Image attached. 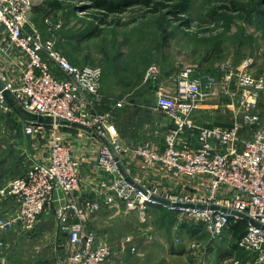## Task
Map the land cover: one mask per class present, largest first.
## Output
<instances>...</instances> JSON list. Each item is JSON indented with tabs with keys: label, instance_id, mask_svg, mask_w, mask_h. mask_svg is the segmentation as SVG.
Masks as SVG:
<instances>
[{
	"label": "built area",
	"instance_id": "2783aa9c",
	"mask_svg": "<svg viewBox=\"0 0 264 264\" xmlns=\"http://www.w3.org/2000/svg\"><path fill=\"white\" fill-rule=\"evenodd\" d=\"M33 5L34 0H0V35L6 42H0V56L8 57L10 48L16 49L17 55L8 59L11 72L7 75L0 63V108L11 111L3 95L7 90L22 110L50 117L52 123L27 120L23 125L26 135L43 138L38 150L42 153L33 154L22 173L0 186V202L10 205L0 214V231L17 227L32 231L44 214L53 217L66 236L58 264H106L112 256L111 246L94 229H88L87 222L101 209L121 207L125 212H136L146 224L149 206L159 203L155 198H162L178 204L166 206L178 214V221L203 227L210 239H218L231 221L242 219L223 208L255 221L258 225L243 219L247 227L234 243L264 261V118L252 112L255 94L264 92V75H255L245 66L235 69L225 65L221 82L229 86L234 81L242 89L235 108L242 114L229 126H204L195 122L194 114L206 104L205 89L214 80L208 76L202 82L192 75V65H186L173 86L157 82L154 90L156 109L172 123L164 135L163 148L149 141L125 145L112 112L96 107L100 67L73 64L51 39H44L40 31L29 26ZM44 24L51 31L60 27L48 17ZM160 75V68L151 65L146 78L156 81ZM125 103L122 98L114 105ZM61 120L91 131L92 176H108L93 190V199L80 197L82 159L61 132ZM192 133L194 146L189 142ZM129 152L151 168L153 175L159 172L174 181L182 180L180 191L172 193L155 181L131 178L126 164ZM199 247L197 238L187 242L188 251Z\"/></svg>",
	"mask_w": 264,
	"mask_h": 264
},
{
	"label": "rangeland",
	"instance_id": "374dc122",
	"mask_svg": "<svg viewBox=\"0 0 264 264\" xmlns=\"http://www.w3.org/2000/svg\"><path fill=\"white\" fill-rule=\"evenodd\" d=\"M47 17L60 27L49 30L44 24ZM29 26L40 31L44 39H51L73 64L100 67L101 90L96 107L112 112L120 137L129 142L162 136L161 125L167 120L155 109L156 84L173 86L179 70L186 65H192V75L202 82L208 76L214 80L205 89V102L216 109L203 112L211 126L232 125L242 114L235 111L242 89L234 81L229 86L221 82L225 65L235 69L245 66L255 75H264V0H190L181 20L173 18L169 9L145 14L136 3L113 14L107 12L106 6L97 7L93 0H34ZM213 48L218 50L209 55ZM151 65L160 68L156 81L146 78ZM6 71L2 69L4 74ZM254 97L252 112L264 118V92ZM122 98L127 103L115 107ZM14 119L0 120V141L3 131L14 130ZM16 136L0 153V161H5L1 173L11 172L6 176L8 180L26 168L18 163L20 156L28 165L44 141L39 135H26L20 146ZM4 182L0 179V183ZM138 218L136 213L120 207L99 210L87 222L111 246L110 264H264L255 252L230 254L235 238L229 231L216 240L217 245L205 248L208 234L203 227L201 235L191 237L199 239L196 251L183 246V254L174 255L170 252L172 242L176 236L181 240L186 237L176 233L180 221L171 227L165 216H157L149 224ZM65 239L54 218L43 214L32 231L18 227L0 231V264H58L66 248ZM218 254L225 258L219 260Z\"/></svg>",
	"mask_w": 264,
	"mask_h": 264
},
{
	"label": "crops",
	"instance_id": "0c3cea01",
	"mask_svg": "<svg viewBox=\"0 0 264 264\" xmlns=\"http://www.w3.org/2000/svg\"><path fill=\"white\" fill-rule=\"evenodd\" d=\"M0 42H4V36L3 35H0ZM4 44L6 45V42H4ZM15 52H16V49L10 48V49H8V53H10L8 55V57L6 55L0 56V63H2L1 64V68L4 71L7 70L6 73H10L11 72L8 69V67H9V65H8L9 62L8 61L10 59H12L13 57L17 56ZM17 76H18V73H17ZM162 84L165 85L164 83H162ZM154 97H155V94H154ZM6 103L10 106V104L7 101H6ZM154 103H155V99H154ZM10 107H11V111H9V112H2V110H0V120H2L3 122H4V120H6L8 118L15 117V119H14L15 120L14 130H7V133H5L3 131V134H2V137H1L3 139L0 141V153H4V149L7 148L6 146L9 145V143H13V141L17 137L16 134L18 135V143L20 144V146H23L21 144V141L23 140L22 136H26V134L23 131V125H24V123H26V121L28 119L26 117H24L22 115V113H20V112L18 113L16 111H14L12 106H10ZM17 107H19V106L17 105ZM117 108H119V107H117ZM155 109H156V107H155ZM214 110L215 109H213L212 106L210 107L208 103L207 104H203L201 106V108L199 109V111H196V113L194 114L195 122L197 124H199V125L211 126V125H209V124H211L210 123V119H206L207 117L204 115L203 112H214ZM158 112H159L160 115L164 116L166 118V120H167L166 123H163L161 125V128H162V133L161 134H162V136H159V138L155 137V138H152V139H143L142 141H149L154 146L159 147V148H163V146H164V141H163L164 140V135L171 128L172 123H171V121H170L168 116H166L165 114L161 113L160 111H158ZM225 126H229V125H225ZM59 128H60L62 133L67 135L68 141H70L71 144L74 145L76 151L78 152V154L80 155V158L82 159L81 168H80V174H81V178H82L81 182H80L81 188H80V191H79L80 197L82 199H85V198L93 199L96 196L93 190L98 187V184L101 181L107 179L108 176L105 175L103 177H98L95 174L92 176V173H91V167L92 166H91V164L94 163V147H92L91 144L88 141V139H90L91 131L89 129H87V128L80 127V126H68V125H61V124H60ZM16 130H17V133H16ZM118 131H119V129H118ZM119 136H120V134H119ZM190 137H191L190 140H189V142H191L190 145L194 146V142H195L194 138L195 137L194 136H190ZM121 140L123 141V143L125 145H129V146H133V145L141 142V141L129 142V141H126L123 138H121ZM12 146H13V144H12ZM41 153L42 152H39V151L35 152L34 151L35 157L37 156V154L41 155ZM23 160H26L25 157L24 156L23 157L20 156L18 163L22 164L24 166H27V164H26L27 162L23 161ZM4 163H5V161H0V168H2V165ZM126 164H127V167L129 168V172H130L129 174L131 175V178H134L136 180L137 179L138 180H146L147 179V180L155 181L163 189H167V190H169L172 193H177L181 189V183L183 182L182 180L179 181V180L175 179V181H174L173 179L168 178L167 176L159 174V172H157L156 176L153 175V170L151 168H149V167H145L139 161V159L135 158V156L132 153L127 155ZM3 168H5V164L3 165ZM21 169L22 168H20L19 171ZM1 171L2 170L0 169V179L3 178V182H4V181L8 180V178L6 176L10 175L11 172L9 171L8 174L5 175V174L1 173ZM23 171H24V169H23ZM6 182H4L3 184H5ZM0 184H2V183H0ZM8 207H10L9 202H0V214L3 213ZM112 209H115V208H111V209H107V210L106 209H101V210L108 211V210H112ZM132 212H134V211H132ZM148 212L150 214V219L148 221V224L150 222L153 223L157 216L168 217L167 220L171 224V227H172L173 222L178 220V218H177L178 214L177 213H175L174 211L169 210L168 208H166V206H164L162 204H159V203L151 204L149 206V208H148ZM134 213H136V212H134ZM94 218H95V216L92 217L89 221L93 220ZM230 226L231 225H229L224 231L225 232L229 231L231 233V235H232V231L230 230ZM87 228L88 229H92V228L88 227V223H87ZM200 228L201 227L199 225L190 224L188 222H179L176 233L177 234H180V233L185 234L186 237L184 239H186V240H184V239L181 240L179 238V236L178 237L176 236L175 241H174L175 243L172 242V246H170V252L172 254H174V255L183 254V248L182 247L185 246V248H187V242L189 241V239L191 237H193V236L196 237L197 234H200V232H201ZM224 231H223V234H224ZM205 238H208V243L205 244V248L210 249L211 246L214 247V243L217 245V241H216L217 239H210V237L208 235L205 236ZM197 240H199V239H197ZM176 242L177 243L179 242L178 246L176 245ZM233 245L234 244H232V248L229 249L230 250V252H229L230 254H232V252H237V251H239V252L243 251L244 252V250L238 248L236 245H235L236 247L233 248ZM217 248H219V246H217ZM239 252L236 253V254H240ZM217 257H218L219 260L222 257L225 258V256L222 255V254H218ZM223 260H225V259H223ZM116 262L117 261H114V263H116ZM106 264H110V263L107 261Z\"/></svg>",
	"mask_w": 264,
	"mask_h": 264
},
{
	"label": "trees",
	"instance_id": "16d2710c",
	"mask_svg": "<svg viewBox=\"0 0 264 264\" xmlns=\"http://www.w3.org/2000/svg\"><path fill=\"white\" fill-rule=\"evenodd\" d=\"M94 4L97 7H104L106 6L108 13H119L124 8L125 5H129L131 3L139 4L141 8L144 9V13H156L160 11L161 9H169L171 12V15L176 20H181L182 15L186 14L188 10V5L190 0H93ZM57 3V2H56ZM224 7V6H222ZM36 10L44 11L45 13H48L44 10H40L39 8H36ZM232 10H236V8L232 7ZM185 26L188 27L189 24L185 20ZM217 48H213V51H209V55L212 53H215L217 51ZM230 230L232 231V236L236 239L244 232V230L247 227V222L243 219H238L236 221L230 222ZM236 247L235 243L233 245V248Z\"/></svg>",
	"mask_w": 264,
	"mask_h": 264
},
{
	"label": "water",
	"instance_id": "95a60500",
	"mask_svg": "<svg viewBox=\"0 0 264 264\" xmlns=\"http://www.w3.org/2000/svg\"><path fill=\"white\" fill-rule=\"evenodd\" d=\"M3 95L5 97V100L10 104V106H12V108L14 109V111L16 112H20L22 113V115L24 117H26L28 120H32L36 123H41V124H51L52 123V119L50 117H42L40 115H34V114H31V113H28L24 110H22L20 107H17V105L15 104V101L13 99V97L11 96V94L7 91V90H3ZM59 124L61 125H68V126H80V127H83L79 124H76V123H70L68 121H65V120H61L58 122ZM126 179L128 181H130V179L128 177H126ZM155 201L161 203L162 205L164 206H169V205H172V206H176L178 204H175V203H169V201L165 200V199H162V198H155ZM225 211H228L231 215L232 214H235L237 215L238 217H241L242 219H245L246 221H248L250 224L252 225H258L255 221L249 219L248 217H246L245 215L241 214V213H238V212H235V211H229L225 208H223Z\"/></svg>",
	"mask_w": 264,
	"mask_h": 264
}]
</instances>
